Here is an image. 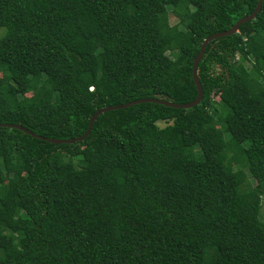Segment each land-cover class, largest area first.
I'll use <instances>...</instances> for the list:
<instances>
[{
    "label": "trees",
    "instance_id": "16d2710c",
    "mask_svg": "<svg viewBox=\"0 0 264 264\" xmlns=\"http://www.w3.org/2000/svg\"><path fill=\"white\" fill-rule=\"evenodd\" d=\"M258 2L0 0V124L71 140L195 101L203 41ZM197 74L198 106L73 144L0 127V264H264V2Z\"/></svg>",
    "mask_w": 264,
    "mask_h": 264
},
{
    "label": "water",
    "instance_id": "95a60500",
    "mask_svg": "<svg viewBox=\"0 0 264 264\" xmlns=\"http://www.w3.org/2000/svg\"><path fill=\"white\" fill-rule=\"evenodd\" d=\"M263 2H264V0H259L256 10L251 15L240 19L230 30H227V31H224V32H221V33H215V34L209 36L208 38H206L203 41V43L201 45L200 53L195 58V61H194V64H193V70H192L193 78H194V81H195V84H196V87H197V90H198V97H197V99L195 101H192L190 103L181 105V104L170 103L168 101L160 100V99H141V100L133 101V102H130V103H127V104H123V105H118V106H113V107H105V108L97 111L93 115V117H92V119L90 121V124H89L88 131H87V133L85 135H83L82 137H79V138L71 139V140L49 139V138L37 135V134L33 133L32 131H30V130H28V129L20 126V125L0 124V127L17 128V129H19L21 131H24L25 133L33 136V137H37L39 139H42L44 141L51 142V143H54V144H64V143L73 144V143H75L77 141H81V140L86 139L90 135V133L92 131V128H93V125H94L97 117L99 115H101V114H103L105 112L111 111V110L128 108V107H131V106H134V105H137V104H143V103H157V104H162V105H165V106H170V107H174V108H178V109L194 108V107L198 106L202 102V100L204 98V91H203L202 85L200 83V80H199V77H198V74H197V70H198V65L200 64V62H201V60H202V58H203V56L205 54L207 46L214 39L227 37V36H232V35L238 33L242 24H244L246 22H249L251 20H254L256 18L257 14L262 9Z\"/></svg>",
    "mask_w": 264,
    "mask_h": 264
},
{
    "label": "rangeland",
    "instance_id": "374dc122",
    "mask_svg": "<svg viewBox=\"0 0 264 264\" xmlns=\"http://www.w3.org/2000/svg\"><path fill=\"white\" fill-rule=\"evenodd\" d=\"M177 22H178V20L176 19V17L174 16V14L171 12V24L172 25H175ZM5 32H6V29L5 28H0V38H2L4 36ZM184 44H186V42H184L182 40L179 43L178 46L184 45ZM175 49H176V47H172L171 48V51H174ZM173 69H176V67H174ZM0 75H1V73H0ZM158 125H159V127L164 128V127H166L168 125V123H166L164 121H161V122L158 123ZM244 137H245V133L243 131H240L238 133V135H237V138H238L239 141H242L244 139ZM233 163L235 165L236 164V161L233 160ZM252 183H254V181Z\"/></svg>",
    "mask_w": 264,
    "mask_h": 264
}]
</instances>
